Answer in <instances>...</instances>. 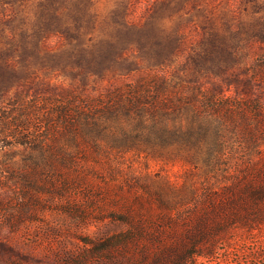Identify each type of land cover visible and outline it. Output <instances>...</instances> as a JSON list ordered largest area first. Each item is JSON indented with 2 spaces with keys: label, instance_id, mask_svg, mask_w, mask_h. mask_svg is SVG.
<instances>
[{
  "label": "trees",
  "instance_id": "1",
  "mask_svg": "<svg viewBox=\"0 0 264 264\" xmlns=\"http://www.w3.org/2000/svg\"><path fill=\"white\" fill-rule=\"evenodd\" d=\"M248 74L264 82V54ZM0 147L22 150L18 169L0 162V188L19 177L22 188L68 195L66 211L78 218L124 227L85 241L71 264L131 254L140 242L141 264H196L264 226L259 99L159 72L98 94L17 93L0 105ZM129 155L185 165L182 185L158 174H125Z\"/></svg>",
  "mask_w": 264,
  "mask_h": 264
},
{
  "label": "rangeland",
  "instance_id": "2",
  "mask_svg": "<svg viewBox=\"0 0 264 264\" xmlns=\"http://www.w3.org/2000/svg\"><path fill=\"white\" fill-rule=\"evenodd\" d=\"M263 54L264 0H0V105L17 93L98 94L151 72L264 103V82L248 74ZM21 153L0 147V162L18 169ZM122 168L178 186L186 171L131 155ZM67 196L19 177L0 188V264H71L85 241L124 229L72 215ZM221 248L196 264H264V226ZM144 249L88 264H141Z\"/></svg>",
  "mask_w": 264,
  "mask_h": 264
}]
</instances>
